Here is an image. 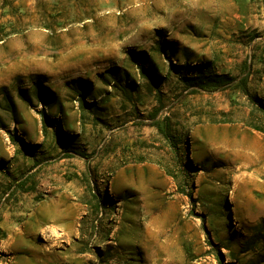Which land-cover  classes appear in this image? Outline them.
Segmentation results:
<instances>
[{
    "label": "rangeland",
    "instance_id": "rangeland-1",
    "mask_svg": "<svg viewBox=\"0 0 264 264\" xmlns=\"http://www.w3.org/2000/svg\"><path fill=\"white\" fill-rule=\"evenodd\" d=\"M163 39L235 81L187 88ZM38 75L62 101L46 136ZM258 99L264 0H0V264H264Z\"/></svg>",
    "mask_w": 264,
    "mask_h": 264
},
{
    "label": "trees",
    "instance_id": "trees-1",
    "mask_svg": "<svg viewBox=\"0 0 264 264\" xmlns=\"http://www.w3.org/2000/svg\"><path fill=\"white\" fill-rule=\"evenodd\" d=\"M172 44L174 43L169 42L167 39L160 40L158 42V49L169 62V68L175 73H177V75L180 78V81L184 83L187 88H193L196 91L199 89H215V88L224 87L235 81V77L232 76L231 74L216 73L213 71L211 63H205V62L204 63L202 62L200 65H198L197 71L194 75H189L186 72L189 66L188 64H180L174 62L173 57L175 55L176 48L173 47ZM132 58L135 61L137 67L139 68L143 76L150 78L151 81L155 84L158 83V79L156 78L159 77V74L157 70H155V63L153 58L149 55L147 51L135 52L132 55ZM115 76L117 78H120L119 73H115ZM127 77L129 79V74H127ZM43 78H44L43 75H38L37 78L34 80V84L36 85L34 92L39 102L44 104V108L40 111V113L42 114L43 130L46 136L48 126H55L57 120L56 117H52L49 114H47L45 109L46 107H53V106H58L59 108H61L62 101L59 98V96L55 93V91H53L44 84ZM151 86H150V91L153 90ZM121 89L123 90V92H125V94H128V90L126 87H121ZM1 90L5 91V97L9 102L8 103L9 110L12 112L14 116H17V106L14 100L12 99V97L7 92V87H2ZM21 97L24 100L28 101L29 103L32 102V98L28 95H25L24 91H21ZM258 101L262 103V106L264 105V103L260 99H258ZM80 102L83 108H93V110H95L94 108L98 107L94 101L88 102L84 95L82 98H80ZM1 126H4V124L0 121V127ZM254 127L264 132L263 127L259 125H256ZM8 132L10 134V138L14 143L25 145L24 139L20 137L17 133H14L9 129ZM2 163L3 162H0V166ZM173 176L178 184V189L180 190V192L186 193L187 190L183 188L182 181H180L179 177L175 175Z\"/></svg>",
    "mask_w": 264,
    "mask_h": 264
}]
</instances>
